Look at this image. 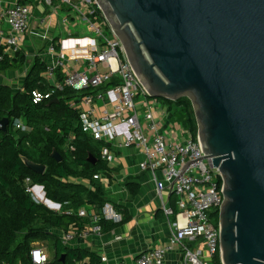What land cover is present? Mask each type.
Segmentation results:
<instances>
[{
  "label": "water",
  "instance_id": "obj_1",
  "mask_svg": "<svg viewBox=\"0 0 264 264\" xmlns=\"http://www.w3.org/2000/svg\"><path fill=\"white\" fill-rule=\"evenodd\" d=\"M97 2L149 95L191 100L203 151L222 177L224 264H264V0ZM8 124L1 119L0 131Z\"/></svg>",
  "mask_w": 264,
  "mask_h": 264
},
{
  "label": "built area",
  "instance_id": "obj_2",
  "mask_svg": "<svg viewBox=\"0 0 264 264\" xmlns=\"http://www.w3.org/2000/svg\"><path fill=\"white\" fill-rule=\"evenodd\" d=\"M64 4L83 20L95 34L96 42L89 52L73 57L74 64L85 67L79 70L70 67L67 54L59 51L49 37L47 70L43 73L55 90L69 87L83 93L79 100L70 101V106L79 111L82 130L94 140L105 142L101 157L107 162L115 159L112 145L136 146L141 149L144 160L142 171L151 174L161 210L171 225L168 247H157L137 257V264H166L168 249L177 248L183 256L179 264H224L220 246L219 224L215 214L220 212L224 201L222 177L213 159L206 157L198 133L182 124L164 127L158 115L160 101L151 97L132 68L121 39L114 32L97 0H46ZM31 8L22 3L0 10V26L6 23L11 33L3 44L9 54L21 50V35L29 30ZM45 19L41 25H44ZM94 48V49H93ZM61 71L63 79L57 78ZM52 92H33V100L39 103L50 98ZM18 129L28 128L19 121ZM72 150L74 146L70 145ZM159 173L162 178H159ZM102 180L101 174L94 176ZM221 180V181H220ZM26 190L34 200L46 204L54 211L79 217H90L91 228L81 230L73 222L61 238L65 244L90 233H100L101 220L120 222L123 218L115 207L106 203L101 214L88 215L85 208L64 210L63 204L46 197L44 187L26 178ZM174 195V203L164 199V191ZM32 264H48L50 257L41 248L32 249ZM103 260H107L103 257Z\"/></svg>",
  "mask_w": 264,
  "mask_h": 264
},
{
  "label": "trees",
  "instance_id": "obj_3",
  "mask_svg": "<svg viewBox=\"0 0 264 264\" xmlns=\"http://www.w3.org/2000/svg\"><path fill=\"white\" fill-rule=\"evenodd\" d=\"M27 59L21 51L9 54L5 44H0V72L19 70ZM46 70L47 61L36 56L22 88L14 90L0 83V120L9 119L7 132L0 131V264H32L31 251L36 241H46L53 248L48 264H78L88 255L95 259L88 251L66 247L54 231L68 230L73 222H78L76 213L54 211L34 200L26 190L25 180L30 178L44 187L48 199L63 204L64 210L76 211L92 204L100 214L106 203L104 185L94 177L109 169L101 157L105 142L94 140L82 130L79 111L70 106V101L79 100L83 93L69 87L55 90L43 77ZM57 78L63 79L61 71L57 72ZM36 90L52 95L35 103ZM54 99L58 102H52ZM156 99L167 107L172 120L197 135L195 113L188 97ZM19 121L29 129H18ZM54 150L61 154V161L52 156ZM90 155L96 162L89 160ZM24 158L44 164L45 173L31 170ZM215 222L219 224V212L215 214ZM101 225L107 229L116 224L103 219Z\"/></svg>",
  "mask_w": 264,
  "mask_h": 264
},
{
  "label": "crops",
  "instance_id": "obj_4",
  "mask_svg": "<svg viewBox=\"0 0 264 264\" xmlns=\"http://www.w3.org/2000/svg\"><path fill=\"white\" fill-rule=\"evenodd\" d=\"M16 3L26 4L32 10L29 30L21 35L20 51L25 53L28 59L27 64L19 70L0 72V83L10 85L14 90L22 88L28 69L36 56H41L47 62L51 61L46 56L49 40L59 51L67 54L70 67L79 70L85 67V64L77 65L72 60L78 53L89 52L96 42L95 34L83 20L57 1L49 4L46 0H0V10L8 9ZM44 19L45 23L41 25ZM10 33L6 23L0 26V44L4 43ZM36 33L46 34L49 40ZM158 115L166 129L179 124L170 118L163 103H160ZM112 149L115 159L113 162H107L109 169L101 174V181L105 188L106 203L112 204L123 218L120 222L107 220L116 224L112 228H103L100 233L92 232L86 236H78L64 244L68 248L82 249L95 255V259L88 255L78 264H137V257L143 252L169 246L171 225L161 210V199L156 193L150 172L140 168V163L144 160L141 149L136 146L121 147L117 142H114ZM159 178H162L161 173ZM164 199L172 202L174 195L165 190ZM81 208H85L88 215L99 214L92 204L79 209ZM77 218V226L81 230L91 228L93 223L90 217ZM68 230L54 229L60 238ZM33 246V249L41 248L46 251L50 259L53 257V248L48 246V242L36 241ZM182 256L179 249H168L166 264H179ZM103 257L107 260L104 261Z\"/></svg>",
  "mask_w": 264,
  "mask_h": 264
}]
</instances>
